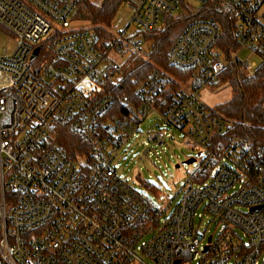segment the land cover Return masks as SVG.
Returning <instances> with one entry per match:
<instances>
[{"label":"built area","instance_id":"1","mask_svg":"<svg viewBox=\"0 0 264 264\" xmlns=\"http://www.w3.org/2000/svg\"><path fill=\"white\" fill-rule=\"evenodd\" d=\"M78 1L0 0V27L14 40L0 52V264H264V145L239 134L222 140L227 121L201 100L228 65L252 70L256 61L239 58L241 49L264 61L257 14L264 0H193L192 14L233 16L240 48L225 59L218 23L189 20L167 56L194 75L178 81L154 68L133 101L122 97V113L110 89L121 63L127 54L149 57L136 34L184 0H124L134 31L108 29L106 37L71 24ZM153 112L162 127L143 133L150 142L162 146L172 126L197 150L187 180L164 188L157 202L116 163ZM59 125L86 140L89 152L66 156L52 142Z\"/></svg>","mask_w":264,"mask_h":264},{"label":"trees","instance_id":"2","mask_svg":"<svg viewBox=\"0 0 264 264\" xmlns=\"http://www.w3.org/2000/svg\"><path fill=\"white\" fill-rule=\"evenodd\" d=\"M124 0H101L94 3L90 0H79L74 16L88 22V29H92L100 36L109 35L107 27L111 24L117 10ZM203 10L194 14L187 11L184 17H175L170 13H163L161 26L149 31H141L136 35L142 36L144 41H152L148 49L149 57L141 58L127 54L121 63L120 75L117 83L111 86L115 102L113 107L121 109V99L127 96L130 101L135 99V89L154 68H163L178 81H185L194 75L192 69H179L168 62V50L184 25L193 18H208L220 26V36L217 48L227 59L240 48L235 33V20L231 14L221 12L203 13ZM174 86L175 83H173ZM226 84L231 88L232 96L229 100L217 104L214 113L222 116L227 122L226 129L220 137L239 134L256 144L264 145V61H261L253 70L240 67L234 62L225 67L218 75L216 85ZM120 108V109H119ZM121 115V114H120ZM104 119V118H103ZM225 138H222V140ZM52 142L59 146L69 158L87 154L89 144L73 133L67 125H59L53 131Z\"/></svg>","mask_w":264,"mask_h":264},{"label":"rangeland","instance_id":"3","mask_svg":"<svg viewBox=\"0 0 264 264\" xmlns=\"http://www.w3.org/2000/svg\"><path fill=\"white\" fill-rule=\"evenodd\" d=\"M94 3H99L101 0H90ZM184 5L178 11L173 12V16L184 17L187 11L194 12L198 8V4L193 0H184ZM258 16L261 23L264 25V2L258 9ZM162 16V15H161ZM130 8L126 2H122L119 9L116 12L111 24L107 27L114 32H127L132 33L134 26L130 24ZM161 21V20H160ZM71 24L77 26H88V22L83 19L71 17ZM161 23L157 25L160 27ZM13 37L8 30L0 27V52L3 48L10 50L13 47ZM152 44V41H143L142 47L148 50ZM45 59L40 55L37 59L32 61L35 65L39 64V61L43 59L48 62L51 57L50 50H44ZM239 58L250 62L256 61L252 70L260 62V56L249 52L246 48L241 49ZM232 91L226 84L216 85L215 87H203L201 89V100L209 107H217L216 105L227 101L231 98ZM158 114L153 112L147 116L142 123L140 130L142 134L138 137H132L122 147L117 156L116 163L118 164V172L122 177H126L129 184L139 192L144 193L153 202H157L159 197L162 198V192L167 186L173 188L181 187V185L187 180L189 175L188 171L194 168L192 163H186L185 161L189 157H196L197 150L192 149L188 145L184 144L180 135V131L170 126L172 131V138H167L162 146H155L144 135L147 130H155L161 128L162 125L158 123ZM145 141L148 142L145 145ZM179 166L176 167L175 165ZM181 196V191L174 197L173 203L176 202ZM209 233L213 232L217 234V228L213 225H208Z\"/></svg>","mask_w":264,"mask_h":264},{"label":"water","instance_id":"4","mask_svg":"<svg viewBox=\"0 0 264 264\" xmlns=\"http://www.w3.org/2000/svg\"><path fill=\"white\" fill-rule=\"evenodd\" d=\"M37 50H38V47H36V48L33 50L32 56H34V55L36 54ZM32 56H31V57H32ZM193 161H194V158H189V159H187L185 162H186V163H192ZM175 166L178 167L179 165L176 164ZM257 208H259V207H257ZM209 239H210V238H208V241H209Z\"/></svg>","mask_w":264,"mask_h":264}]
</instances>
